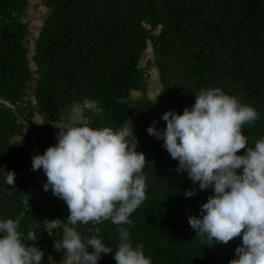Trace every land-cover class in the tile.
<instances>
[{
  "label": "trees",
  "instance_id": "trees-1",
  "mask_svg": "<svg viewBox=\"0 0 264 264\" xmlns=\"http://www.w3.org/2000/svg\"><path fill=\"white\" fill-rule=\"evenodd\" d=\"M41 3L48 14L29 56V30L21 20L26 0H0V99L14 105L9 110L0 104V220L19 221L22 242L43 252L42 264H68L57 245L64 228H74L82 241L95 234L91 222H68L66 203L51 189L44 191L46 175L36 183L40 169L30 167L32 141L42 155L54 125H78L69 120L73 107L92 103L95 109L87 110L85 118L90 126L115 130L130 119L136 151L148 161L146 199L129 216L131 224L106 220L95 225L98 238L113 250L102 254L98 264H116L121 228L129 232L133 247L142 245L151 264H229L242 234L227 244L213 238L211 246L196 236L188 217L200 216L213 190L200 189L186 171L178 172V160L147 128L156 121L155 128L163 130V113L182 114L201 89L219 88L258 113L242 126L247 146L254 148L264 138V0ZM148 44L152 57L146 63L156 69L160 84L153 99L146 96L147 74L140 66ZM132 92L139 96L132 98ZM36 114L42 126L34 121ZM7 171L15 172V188L6 183ZM189 190L195 194L186 196ZM56 219L62 224L46 228ZM39 229L36 240H27Z\"/></svg>",
  "mask_w": 264,
  "mask_h": 264
},
{
  "label": "clouds",
  "instance_id": "clouds-1",
  "mask_svg": "<svg viewBox=\"0 0 264 264\" xmlns=\"http://www.w3.org/2000/svg\"><path fill=\"white\" fill-rule=\"evenodd\" d=\"M257 117V111L238 97L209 88L195 94L194 104L182 114L163 113V130L155 128L156 121L147 128L178 160V172L186 171L200 189L213 190L201 205L200 216L188 217L196 236L206 238L211 246L213 238L227 244L242 234V245L236 247V258L229 264H264V138L251 148L242 134V126ZM125 121L115 130L92 128L87 120L65 125L55 145L32 156L31 170H43L47 178L43 190L51 189L66 203L68 222L94 226L95 234L85 241L74 228L63 229L57 245L68 264H98L102 254L113 252L98 238L100 229L95 225L106 220L130 225L129 216L146 199L143 169L148 161L136 151L131 121ZM241 149L246 151L238 155ZM6 183L15 188L14 171H7ZM194 194L193 190L185 193ZM18 225V220H0V264H42L43 252L22 242ZM27 240H36V232H29ZM113 258L116 264H151L142 245L133 247L124 228Z\"/></svg>",
  "mask_w": 264,
  "mask_h": 264
},
{
  "label": "rangeland",
  "instance_id": "rangeland-1",
  "mask_svg": "<svg viewBox=\"0 0 264 264\" xmlns=\"http://www.w3.org/2000/svg\"><path fill=\"white\" fill-rule=\"evenodd\" d=\"M41 2L42 0H26V7L21 15V20L27 24L29 30V36H28L29 56H31L32 54L33 42L38 34L40 27L43 24L44 19L48 14V10L42 5ZM151 57H152L151 46L150 44H148L141 59L140 66L145 69V72L147 74L146 96L149 99H153L160 89V84L158 82V75L156 69L151 64L148 66L146 63L147 60L150 61ZM30 66L33 67V64L30 63ZM131 96L132 98H136L137 96H139V94L137 92H132ZM94 109L95 106L92 103L75 105L72 109V114L69 120L73 122L85 120V118L88 117L86 114L87 110H94ZM33 119L37 125L42 126V119L40 115L37 114L34 115ZM62 127H63L62 123H57L56 125H54V132L52 133L51 139H48L47 143L45 144V150L49 146L55 145L57 143V134L59 133V131L61 130L60 128ZM23 137L24 135H21L16 137V139L20 140ZM44 176L45 173L43 172L42 169H40L35 177L36 183L40 182ZM33 191L37 198L39 195V190L35 188ZM52 224L53 223L49 221L45 226L47 228L49 226H52Z\"/></svg>",
  "mask_w": 264,
  "mask_h": 264
},
{
  "label": "built area",
  "instance_id": "built-area-1",
  "mask_svg": "<svg viewBox=\"0 0 264 264\" xmlns=\"http://www.w3.org/2000/svg\"><path fill=\"white\" fill-rule=\"evenodd\" d=\"M0 104L3 106V107H5V108H7V109H9V110H14V105L13 104H11L9 101H7V100H4V99H0ZM32 144H34V146L32 147V150H31V159H30V167H32V156H34V155H37V154H39V148L37 147V145L34 143V141H32ZM62 223H61V220L60 219H56V220H54V222H53V225H55V226H59V225H61ZM41 229H39V230H36L35 232H36V234H37V232L38 231H40ZM43 230V229H42ZM50 256V255H49ZM51 257V256H50Z\"/></svg>",
  "mask_w": 264,
  "mask_h": 264
}]
</instances>
